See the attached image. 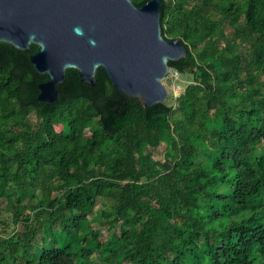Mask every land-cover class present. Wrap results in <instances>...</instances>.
Here are the masks:
<instances>
[{"label":"trees","instance_id":"obj_1","mask_svg":"<svg viewBox=\"0 0 264 264\" xmlns=\"http://www.w3.org/2000/svg\"><path fill=\"white\" fill-rule=\"evenodd\" d=\"M162 1L193 78L174 104L103 68L39 101V47L0 44V264H264V0Z\"/></svg>","mask_w":264,"mask_h":264},{"label":"water","instance_id":"obj_2","mask_svg":"<svg viewBox=\"0 0 264 264\" xmlns=\"http://www.w3.org/2000/svg\"><path fill=\"white\" fill-rule=\"evenodd\" d=\"M162 0L137 6L133 0H0V44L31 53L39 101L58 100V86L76 69L82 82L95 86L103 68L114 88L146 108L165 104L163 80L170 61L187 58L180 39L164 38Z\"/></svg>","mask_w":264,"mask_h":264},{"label":"rangeland","instance_id":"obj_3","mask_svg":"<svg viewBox=\"0 0 264 264\" xmlns=\"http://www.w3.org/2000/svg\"><path fill=\"white\" fill-rule=\"evenodd\" d=\"M192 81H193V78L191 75H179L176 72L172 73V71H170L167 78L163 80V83L166 86V89L168 90V93H169V97L167 101L170 104H174L176 102V97L184 93V91L186 90V87L190 83H192ZM163 149L164 147L161 146L160 148H157L154 150V157L156 160L162 159ZM3 221L9 222L10 217H9V213L5 209V204L0 203V235L5 236L4 234H7L6 231L9 232L10 230L13 229V225H10V226L3 225L2 224ZM104 231L106 230L104 229Z\"/></svg>","mask_w":264,"mask_h":264}]
</instances>
